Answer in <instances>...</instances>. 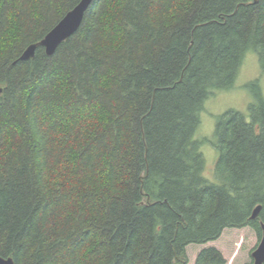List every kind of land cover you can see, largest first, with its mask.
<instances>
[{"label": "trees", "instance_id": "obj_1", "mask_svg": "<svg viewBox=\"0 0 264 264\" xmlns=\"http://www.w3.org/2000/svg\"><path fill=\"white\" fill-rule=\"evenodd\" d=\"M80 2L0 0V257L186 264L227 228L261 239L263 95L220 117L217 183L194 136L248 52L264 70V0H94L49 57L39 44Z\"/></svg>", "mask_w": 264, "mask_h": 264}, {"label": "rangeland", "instance_id": "obj_2", "mask_svg": "<svg viewBox=\"0 0 264 264\" xmlns=\"http://www.w3.org/2000/svg\"><path fill=\"white\" fill-rule=\"evenodd\" d=\"M257 93L264 97V70L258 55L248 52L233 87L215 92L205 101L204 110L200 114V124L194 140L201 143L200 151L205 159L204 177L209 182L217 183L215 169L219 152L215 133L220 117L234 110L249 119V106L256 102ZM261 239L252 227L227 228L215 241L188 246L186 264H196L198 255L208 248L217 249L226 264H253L252 254L260 245Z\"/></svg>", "mask_w": 264, "mask_h": 264}, {"label": "water", "instance_id": "obj_3", "mask_svg": "<svg viewBox=\"0 0 264 264\" xmlns=\"http://www.w3.org/2000/svg\"><path fill=\"white\" fill-rule=\"evenodd\" d=\"M94 0H81V2L72 9L67 15L61 20V22L46 36V38L39 44L44 47L47 55L53 56L58 47L75 35L80 29L86 12L92 5ZM39 45L30 46L23 56L22 61H29L35 57L36 50ZM0 89V93H2ZM262 212V206H257L252 214L251 219L257 220ZM262 228V239L258 248L253 252L252 257L254 264H264V223H261ZM0 264H15L12 258L0 257Z\"/></svg>", "mask_w": 264, "mask_h": 264}, {"label": "flooded vegetation", "instance_id": "obj_4", "mask_svg": "<svg viewBox=\"0 0 264 264\" xmlns=\"http://www.w3.org/2000/svg\"><path fill=\"white\" fill-rule=\"evenodd\" d=\"M253 264H254V260H253Z\"/></svg>", "mask_w": 264, "mask_h": 264}, {"label": "bare ground", "instance_id": "obj_5", "mask_svg": "<svg viewBox=\"0 0 264 264\" xmlns=\"http://www.w3.org/2000/svg\"><path fill=\"white\" fill-rule=\"evenodd\" d=\"M25 53V52H24Z\"/></svg>", "mask_w": 264, "mask_h": 264}]
</instances>
